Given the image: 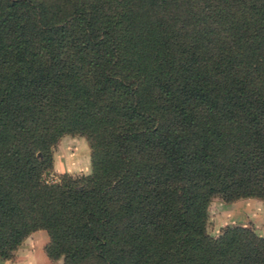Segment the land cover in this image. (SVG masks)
I'll use <instances>...</instances> for the list:
<instances>
[{
    "label": "trees",
    "instance_id": "1",
    "mask_svg": "<svg viewBox=\"0 0 264 264\" xmlns=\"http://www.w3.org/2000/svg\"><path fill=\"white\" fill-rule=\"evenodd\" d=\"M63 134L90 172L46 182ZM216 195L264 201V0H0V261L264 264Z\"/></svg>",
    "mask_w": 264,
    "mask_h": 264
},
{
    "label": "rangeland",
    "instance_id": "2",
    "mask_svg": "<svg viewBox=\"0 0 264 264\" xmlns=\"http://www.w3.org/2000/svg\"><path fill=\"white\" fill-rule=\"evenodd\" d=\"M50 160L51 171L42 175L46 182H54L62 174L79 177L90 172L89 148L80 135H61L50 146ZM227 226H242L264 237V201L252 198L228 201L213 196L207 206L206 232L217 235ZM46 242L44 230L30 232L22 238L11 258L0 264H62L61 258L50 260L44 255Z\"/></svg>",
    "mask_w": 264,
    "mask_h": 264
}]
</instances>
